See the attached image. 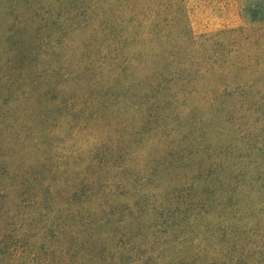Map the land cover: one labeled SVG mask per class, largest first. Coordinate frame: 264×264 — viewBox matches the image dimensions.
Returning <instances> with one entry per match:
<instances>
[{"label": "trees", "instance_id": "1", "mask_svg": "<svg viewBox=\"0 0 264 264\" xmlns=\"http://www.w3.org/2000/svg\"><path fill=\"white\" fill-rule=\"evenodd\" d=\"M37 1L6 0L8 7L0 6V11L14 21V11L25 9L31 20ZM44 1L48 40L39 48L34 32L27 34L19 49L7 48L8 61L0 67V94H7L0 117H8L11 127L21 128V120L33 115L31 109L21 110V115L4 111L14 92L35 104L54 90L58 96L50 101L51 108L65 109L77 125L94 105L104 106L109 79L130 100L140 98L145 89L153 97L134 109L140 115L137 128L129 121L120 123L121 139L99 158L79 163L71 174L49 161L31 165V170L23 167L15 154L29 145L25 133L0 128V264H264V95L236 99L187 91L191 69L181 58L195 41L189 27L182 22L173 38L154 34L166 8L177 0ZM176 9L177 17L185 18ZM71 30L86 31L87 38L79 46L69 44L64 36ZM9 38L20 40L15 31ZM89 39L100 40L108 79H87L91 60L82 57L92 53ZM161 39L173 50H158L157 43L164 45ZM126 46L132 48L130 56L120 61ZM72 48L78 51L76 57L59 55L61 49ZM36 51L35 63L14 65L15 59ZM135 66L140 79L122 85L120 77ZM27 68L38 73L30 77ZM146 70L152 76L145 82ZM39 77L45 81L34 95ZM199 103L208 112L205 118L197 114ZM118 116L109 115L115 124ZM48 118L43 111L26 124L37 129ZM157 121L151 132L164 134L165 142L159 155L143 162L145 171L137 177L133 165L120 160L135 136L146 134L145 125ZM237 121L247 126L219 135ZM30 144L28 153H40L36 141ZM153 172L155 184L149 185Z\"/></svg>", "mask_w": 264, "mask_h": 264}, {"label": "rangeland", "instance_id": "2", "mask_svg": "<svg viewBox=\"0 0 264 264\" xmlns=\"http://www.w3.org/2000/svg\"><path fill=\"white\" fill-rule=\"evenodd\" d=\"M38 1L36 2V9L30 10L35 14L31 20L27 18L25 9L14 11V21H11V16L4 15L0 11V67H3L8 61V55H10L7 52L8 49H19L21 39H24V37L34 32L36 38L41 41L38 44L39 48L42 47L45 40H48L50 33L49 20H44L42 17L46 12V3L44 0ZM177 2V6L166 8L165 15L159 19L154 28V34L158 37L162 34L168 39L173 38L175 33L180 32L182 22L189 27L195 41L189 43L187 49H185L186 54L181 58L185 59V63H189L191 69L189 82L186 84L187 91L193 92L195 90L196 94H193V96L197 94L200 96L205 95L208 92L212 97L232 95L236 99L240 96L251 97L255 95L259 98L264 95V0H177ZM0 6L2 8L8 7L6 0H0ZM177 7L183 12L185 18L182 13L181 19L177 17L179 13ZM33 29L38 30L33 31ZM10 31H15L20 40L18 41L15 38L11 40L9 38ZM68 32L64 38L69 44L73 43L75 46H79L80 39L87 38L86 31L74 33L71 30ZM52 38L54 37L52 36ZM4 40H8V45L4 43ZM89 40H91L89 45L92 46V53L82 57L83 61L91 60V64L88 66L87 79H93L95 75L97 79H108V74L102 66L103 55L101 56L99 53V51H102L100 40ZM28 41H30L29 38H27V43ZM162 42H164V47L159 43L155 45L158 50L161 51L163 48L167 51L173 50L167 40H162ZM131 49L130 46H126L120 52V61L127 62ZM37 52L25 59H15L14 65H21L27 61L33 63ZM75 54L77 56L78 51H74L73 48L69 51L68 49H61L59 53L60 56L71 55L72 57H76ZM2 72L3 70L0 71V73ZM36 73L38 72L27 68L26 74L30 77ZM145 74L144 81L146 82L150 80L152 72L147 74L146 70ZM122 76L120 77L122 85L141 77L136 66ZM125 78L127 80L123 81ZM109 80H111V86L104 89L103 92L104 106L94 105L88 118L79 125L76 124V118L66 116L65 109L51 108L50 101L58 96L54 90L43 101L36 99L35 104L33 98L28 100L21 93L14 92V94H10L11 99L5 102L4 111L9 108L14 113L24 114L25 111L21 110L31 109L29 113L32 112L33 114L21 120L25 122L21 128L17 124L11 127L12 122L5 115L0 117V128L13 130L12 132L15 134L25 133V142L29 143L25 148H19L16 152L15 156L19 161L18 163L21 162L23 167L26 165L28 170H31V165L34 166L49 161L57 165L61 169L60 171L71 174L74 169L79 167V163L87 161L91 157L99 158L102 153L112 147L114 141L121 139L122 136L117 130L121 125L120 123L129 121L136 126L135 121L140 115L134 109L139 110L140 101H151L153 92L145 89L140 98L130 100L123 90L119 89L118 84L113 79ZM44 81L40 77L36 79V83L32 87L34 95L41 91ZM30 92L32 91L30 90ZM0 93L2 92L0 91ZM75 95H77V92H75ZM6 96L5 93L0 94V106ZM199 106L201 107H197V114L205 118L208 112L204 107L202 108L200 103ZM43 111L49 113V118L44 123V127L43 123L37 129L33 125L30 127L26 124V122L30 123L31 118L36 120ZM110 114L119 115V120H117L119 123L115 124V120L109 117ZM158 115H162L161 111L158 112ZM101 120L104 121L103 124L98 123ZM260 120L264 121V117L260 116ZM68 121H71L69 125L67 124ZM157 123L158 121L145 125L146 134L135 136L132 145L125 149L120 160L126 165H133L132 168L138 171L137 177H140L145 171L146 163L143 162L159 155L160 146L165 142L161 140L164 134L159 135L151 132ZM236 123L241 124L236 125ZM236 123L225 125L219 135L227 132L237 133L240 128L246 125V123L239 121ZM213 125L219 126L217 120ZM181 129L179 128L178 131ZM37 138H39V141ZM97 138L100 141H97ZM174 139L175 142H178V134L174 136ZM31 141H36L39 144L40 153H34L33 150L32 153L30 152L31 154L27 152V148L30 149ZM207 142L213 143V137H207ZM152 145L154 149L149 153L147 149ZM216 154H218V151ZM157 171L155 170V172ZM155 172L150 173L146 181L147 184H155ZM46 175L45 173L43 177H46ZM175 185L177 186V184H174L173 188L176 187ZM64 189L65 186L62 190Z\"/></svg>", "mask_w": 264, "mask_h": 264}]
</instances>
